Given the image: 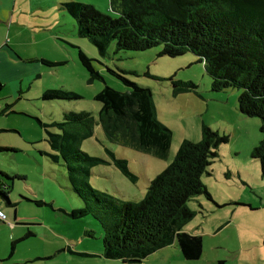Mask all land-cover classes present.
<instances>
[{"label": "rangeland", "instance_id": "obj_1", "mask_svg": "<svg viewBox=\"0 0 264 264\" xmlns=\"http://www.w3.org/2000/svg\"><path fill=\"white\" fill-rule=\"evenodd\" d=\"M77 1L93 5L114 18L119 16L111 10L110 0ZM63 2L0 0V9L7 11L3 14L6 20L2 19L0 23V49L7 45L0 50V110L5 104L12 107L9 110L12 113L0 116V148L8 149L0 152V171L10 177L24 178L12 182L0 176L2 182L12 185L10 199L17 204L16 209L5 203L1 205L6 222H13L16 212V223L23 224L15 230L12 225L0 222V257H3L0 264H123L77 254L100 255L103 251L102 228L91 216L76 220L59 210L71 212L85 205L71 189L63 160L55 163L42 154L53 152L41 122H59L65 113L83 111L91 113L98 121L102 104L95 96L105 87L121 92L128 90L109 69L152 90L158 119L171 129L173 140L167 158L161 159L111 139L98 123L92 136L79 140L75 146L100 160L89 167L88 182L95 190L120 201H141L150 182L173 163L184 141H201L204 122L213 130L229 135L230 142L220 147V157L211 167L212 174H204L203 183L219 202L246 198L245 201L253 199L257 206L252 209L227 202L219 208L204 195L193 198L188 206L196 211V216L184 231L203 237L202 257L187 261L174 244L142 264H218L219 261L264 264V181L262 185L247 180L250 187L235 179L228 181L224 175L226 165L235 159L239 160L238 164L247 166L250 175L261 176L258 163L246 165L248 161L244 160H255L251 159L253 145L259 143L263 135L261 120L240 112L242 90L230 87L214 92L211 76L193 53L174 58L160 57L161 47L118 52L114 40L107 55L102 56L89 40L78 36L75 20L62 10ZM77 48L95 60L102 80H89V74L79 62ZM24 54L36 60L20 61L19 55ZM42 60L65 64L51 67ZM190 81L198 86L197 93L174 94L172 82ZM48 89L68 90L78 93L82 99L46 102L42 100V94ZM50 131L60 133L56 128ZM115 158L128 161L130 171L138 177L137 183L121 173L114 165ZM35 201L43 203L36 204ZM28 231L33 235L18 242L14 255L3 262L9 257L12 239L23 238Z\"/></svg>", "mask_w": 264, "mask_h": 264}, {"label": "trees", "instance_id": "obj_2", "mask_svg": "<svg viewBox=\"0 0 264 264\" xmlns=\"http://www.w3.org/2000/svg\"><path fill=\"white\" fill-rule=\"evenodd\" d=\"M110 5L118 17L79 1L66 2L62 9L75 20L78 36L89 40L102 56L107 55L114 40L118 52L161 47L160 57L174 58L193 53L211 76L214 92L230 87L242 90L239 96L241 114L261 120L263 139L255 146L251 157L259 161L264 178V0H110ZM77 49L79 62L89 74V80H102L95 60ZM42 62L51 67L65 64ZM109 71L128 90L121 92L105 87L95 96L102 104L98 121L91 113L83 111L65 113L59 122H41L53 152L42 154L55 163L63 160L71 189L85 205L71 212L59 210L76 220L91 216L99 222L103 231L101 255L105 259L141 264L154 253L177 244L185 260H199L204 252L203 237L184 231L196 216L188 203L203 195L214 202L202 176L212 174L211 167L220 157L219 149L230 142V136L203 122L201 141H184L173 163L150 182L141 201H120L95 190L88 182L89 167L100 160L75 146L79 140L91 137L98 123L111 139L161 159L167 158L173 140L171 129L158 119L152 90ZM172 83L175 95L197 93L198 86L191 81ZM80 99L82 96L78 93L64 89H48L42 94V100L46 102ZM11 109L6 105L0 116L12 113ZM51 128L60 133L51 132ZM4 150L8 149L0 148V152ZM114 165L130 181L138 182L127 160L115 158ZM0 176L12 182L24 179L18 175L10 177L1 171ZM11 190L12 185L0 180L2 212L3 203L14 209L17 207L10 199ZM32 235L28 231L23 238L12 241L10 257L17 243ZM218 264L226 263L219 261Z\"/></svg>", "mask_w": 264, "mask_h": 264}, {"label": "crops", "instance_id": "obj_3", "mask_svg": "<svg viewBox=\"0 0 264 264\" xmlns=\"http://www.w3.org/2000/svg\"><path fill=\"white\" fill-rule=\"evenodd\" d=\"M67 1H77V0H64V2L61 4V5H63L64 3H66ZM63 10V9H62ZM6 15L7 14V11H2L1 9H0V23H2L3 22V20L2 19H4V20H6V17L4 16V15ZM7 47V45H5V46H2V48L0 49V50H2V49H4V48H6ZM10 50V49H9ZM11 52H12V50H10ZM13 53V52H12ZM13 58L14 59H17L14 55H13ZM18 58H20V61H23V62H31V61H33V60H36V58L35 57H33V56H29V55H27V54H24L23 56H20L19 55V57ZM16 61V60H15ZM57 62H60V61H57ZM6 105H8V104H5V106ZM1 111V110H0ZM10 112H12V111H10ZM258 145V143H254V145H253V147H255V146H257ZM252 147V148H253ZM251 151V150H250ZM231 153H233V152H231ZM236 154H239V151H237L236 152ZM248 154H250V152L248 153ZM249 157V156H248ZM251 159H253L252 157H251ZM244 160H247L248 161V163L246 164V165H248L249 163H258L259 165H260V163L258 162V160H253V161H250V160H248V158H245ZM238 161L239 160H235V159H233V161L232 162H230V163H228L227 165H226V170H227V172L225 171H223L224 172V175H225V177L227 178V180L229 181L230 179H235L236 181H238L240 184H242V185H249L250 187H251V183L249 182V181H247V180H252V181H254V182H260V183H258V184H262L263 185V181H264V178H263V176H262V172H261V176H259L258 174H254L253 173V176L252 175H250V173H247L248 172V168H246L247 166H245V165H243V164H238ZM260 170H261V167H260ZM256 184V183H255ZM256 192V191H255ZM213 197V196H212ZM213 199H214V202H215V204H217L218 205V207L219 208H222V207H224L226 204H227V202H229V205H234V206H237V207H240L239 205H241V206H249L250 208H252V209H257V206H256V203H254V200L253 199H250L249 201H245V199L246 198H241V199H237V200H232V201H224V202H219V200H218V198L217 197H213ZM229 200V199H228ZM229 205H227V206H229ZM2 210V209H1ZM5 214V213H4ZM6 219H7V217H6ZM13 222H9V223H7V222H1V224L3 223V224H5L6 226L8 225V226H10V225H12L13 226V228L16 230V227H22V225L23 224H19V223H16V220H17V217H16V212L14 213V216H13ZM1 221V220H0ZM2 224V225H3ZM189 233V232H188ZM22 233H20V235H21ZM190 234H192V233H190ZM193 235H195V234H193ZM17 238V237H16ZM20 239V238H19ZM19 239H15V240H19ZM12 241H14L13 239H12ZM163 250V249H162ZM10 251H11V248H10ZM71 251V250H70ZM161 251V250H160ZM159 252V251H158ZM15 253V252H14ZM103 253V251L100 253V255H93L92 253H85V254H90V255H93V256H96L95 258H100V259H104V260H108V259H105L101 254ZM157 253V252H156ZM155 254V253H154ZM153 254V255H154ZM14 255V254H13ZM13 255H11V256H13ZM152 256V255H151ZM151 256H149L148 258H150ZM1 259H3V257H0ZM9 258H11L10 257V253H9V257L7 258V260H3V262H5V261H8L9 260ZM52 258V257H51ZM147 258V259H148ZM48 259H50V258H48ZM147 259H145L144 261H146ZM40 260V259H39ZM31 261V260H30ZM30 261H27L26 263H28V262H30ZM110 261V260H109ZM111 261H118V262H122L121 260H111ZM143 261V262H144ZM2 262V263H3ZM142 262V263H143ZM25 263V262H24ZM23 263V264H24ZM123 263V262H122ZM141 263V264H142ZM12 264H17V263H12ZM123 264H125V263H123Z\"/></svg>", "mask_w": 264, "mask_h": 264}, {"label": "built area", "instance_id": "obj_4", "mask_svg": "<svg viewBox=\"0 0 264 264\" xmlns=\"http://www.w3.org/2000/svg\"><path fill=\"white\" fill-rule=\"evenodd\" d=\"M0 220L2 221H7L6 219V215L4 214V212L0 211Z\"/></svg>", "mask_w": 264, "mask_h": 264}]
</instances>
